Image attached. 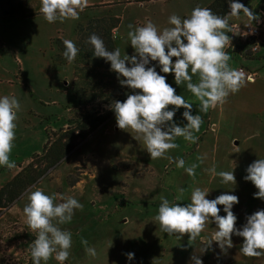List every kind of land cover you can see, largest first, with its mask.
Wrapping results in <instances>:
<instances>
[{
    "label": "rangeland",
    "instance_id": "rangeland-1",
    "mask_svg": "<svg viewBox=\"0 0 264 264\" xmlns=\"http://www.w3.org/2000/svg\"><path fill=\"white\" fill-rule=\"evenodd\" d=\"M35 1L31 4L29 0L28 9L36 16L33 8L41 5ZM253 1L245 6L250 8ZM261 6H264V0L255 9V15L261 13ZM117 13L118 10L106 9L80 24L88 25L82 34L86 43L91 35L89 23L92 22L95 28L92 34L101 37L102 32L118 25L119 20L114 16ZM72 22L74 19L49 23L44 16L0 19V97L15 96L21 105L9 157L16 167L0 166V188L27 167L34 155L41 154L48 142L52 148H57L55 145L68 132V137L74 138L75 143L73 151L23 194L13 206L14 210L2 212L0 218L5 216L0 220V263L33 264L31 243L36 233L27 225L23 208L28 203V193L41 188L48 195L56 194V203L63 202L61 196H72L83 205L82 209L75 210L71 222L60 225L72 233L70 255L63 264H194L191 261L193 254L198 255L203 264H264V255H243L240 251L243 238L235 235L232 236L233 247L226 254L215 241L203 252L207 246L205 238L211 242L217 230L214 222L209 221L200 237L189 245L188 234L181 239L178 234L169 236L160 230L154 219L161 195L170 202L186 205L191 202L192 191L199 187L209 191L206 197L209 200L223 193L238 196L239 203L232 211L237 216L236 227L242 228L247 216L264 209V200L254 198L258 190L244 179L247 167L257 159H264V129L261 127L256 133L254 144L253 141L250 144L243 142L246 134L240 137L241 146L236 153L230 152L227 160L221 154L217 164L206 166L207 172L195 174V177L165 158L151 160L143 146L135 148L132 145L134 148H131L124 136L121 141L120 134L114 131L115 116L86 139L77 137L88 132L90 120L109 110L116 97L128 87L122 86L117 74L108 69L110 62L93 56V48L88 43L86 52L90 57L85 53L81 57L78 53L72 63L64 58L62 37L68 40L74 37L77 41L79 24L73 32ZM246 25L243 23L238 27ZM233 32L238 38L234 29ZM263 38L257 51H254V40L238 38L243 55L247 58L257 55ZM76 46L79 48L78 44ZM261 75L264 76V68H261ZM263 116L262 112L261 121H264ZM85 125L87 128L83 130ZM186 148L185 155L194 151V148ZM44 163L42 157L37 160L42 169ZM191 165H185V168ZM200 168L202 166L195 170ZM232 170L236 184L222 183L218 173ZM179 188L185 191L182 199L177 201ZM218 207L221 209L219 214L226 215L223 206ZM82 239L96 249L95 257L86 254ZM128 252L135 254L131 261L125 255ZM42 263L59 264L55 254Z\"/></svg>",
    "mask_w": 264,
    "mask_h": 264
},
{
    "label": "clouds",
    "instance_id": "clouds-1",
    "mask_svg": "<svg viewBox=\"0 0 264 264\" xmlns=\"http://www.w3.org/2000/svg\"><path fill=\"white\" fill-rule=\"evenodd\" d=\"M87 6L88 0H41L40 12L49 23L57 20L63 22L66 19H79V12ZM229 9L223 16L200 6L195 7L187 18L174 13L168 18L172 27H166L162 31L151 20L142 26L129 24L128 37L135 50L131 56L125 54L122 57L119 48L108 50L103 39L95 33L87 40L93 48V56L110 62V70L117 74L119 83L133 90V94L127 95L125 101H113L110 105L115 113L117 127L135 132L137 135L133 137L138 141L142 139L151 160L165 158L178 168H184L192 177H195V169L199 165L192 164L185 168L183 159L176 160L168 152L178 147L174 143L177 137H183L191 143L198 141L194 132L200 131L202 117L192 114V104L176 94V89L166 82V76L156 71V65H148L155 61L160 66V72L174 73L176 85L186 84L187 91L200 101V112L207 113L210 108L225 103L230 94L239 92L251 82V77L246 79L242 70L229 66L230 56L225 51L232 46L231 37L227 34L233 32L229 18L239 16L242 11L253 21L259 19L238 0H229ZM63 45V56L72 63L80 49L68 39L63 40ZM173 58H176L174 63ZM193 76H198V82H193ZM169 105L174 108L169 110ZM20 108V102L15 96L0 97V166L8 169L16 167L9 157L16 138V121ZM180 108L185 109L182 115L187 121L183 127L173 119L176 110ZM197 160L203 163L204 157L198 156ZM246 172L244 179L258 190L254 193V198L264 200V159L255 160L247 167ZM218 175L222 178V183L236 184L233 170L221 171ZM184 191L185 189L179 188L180 195L175 200H181ZM208 194L209 191L197 187L191 193V202L186 205L170 202L161 195L158 214L154 217L160 230L169 236L178 234L180 239L188 234L189 245H192L191 242L200 237L206 224L211 221L215 223L217 230L211 242L205 238L207 246L203 252L215 241L221 252L226 254L233 247L232 236L235 235L243 238L240 248L243 255H264V209L247 216L242 228H237V216L232 209L239 203L238 196L223 193L209 200L206 198ZM27 199L23 212L27 225L36 233L31 243L33 264L47 262L53 254L63 264L70 255L72 233L62 229L60 225L71 222L75 210L82 209L83 205L72 196H61L60 200L63 202L56 203V194L48 195L41 188L30 191ZM218 205L223 206L226 215L219 214L221 209ZM81 243L85 246L87 255H97L96 249L88 246L86 239H82ZM125 255L129 261L135 256L132 252ZM191 261L203 264L202 259L195 254L191 256Z\"/></svg>",
    "mask_w": 264,
    "mask_h": 264
},
{
    "label": "crops",
    "instance_id": "crops-1",
    "mask_svg": "<svg viewBox=\"0 0 264 264\" xmlns=\"http://www.w3.org/2000/svg\"><path fill=\"white\" fill-rule=\"evenodd\" d=\"M31 1V4L34 2ZM212 0H88V6L83 11L79 12V19H74L71 24V28L74 32L76 25L84 24L92 17L98 16L103 10L108 11L118 10V13L114 15L118 20L117 27L112 29V40L115 48H119L121 56L125 54L131 56L134 54V49L130 44L128 37L129 28L128 25L142 26L148 20H151L162 31L166 27H172L168 23V18L172 14H177L181 18H187L191 11L197 7H204L211 3ZM252 0H246L242 4L249 3ZM37 5H41V0L35 1ZM261 0H254L250 6V10L254 13L255 9L259 6ZM36 16H43L40 12V7L33 8ZM97 11L99 13L97 14ZM258 20H251L242 11L239 16L230 17V25L233 29L235 25L246 23V26L254 24H263V36H264V13L256 14ZM34 16V17H36ZM31 17V18H34ZM27 18V19H31ZM59 34L62 32L58 31ZM231 37V44L225 49L230 56L229 66L233 69L239 70L244 68L248 74H254L253 81L248 82L245 87H242L239 92L230 94L226 102L218 104L215 108H210L207 113L200 112V101L192 95L186 89V84L177 86L174 79V73L161 75L166 76V82L176 89V94L181 95L185 100L192 104V114L201 115L203 123L201 124L200 131L194 132V135L198 137L196 143L186 141L183 137H177L174 143L178 144V147L169 150V155L174 159H183L185 165L198 164L202 166L199 170H195L196 174L206 173V166L214 165L218 163L219 157L223 154L225 160L229 157V153H236L241 146V139L246 134V139L243 142L253 144L256 139V133L259 132L261 127L264 129V121H261V113H264V76L261 75V68H264V41L261 45L260 52L252 58H247L243 55L240 49V43L234 32L227 33ZM117 36V37H116ZM65 40L64 37H62ZM264 40V38H263ZM77 44V41L72 40ZM189 74L191 71L189 69ZM193 82H198V76H193ZM67 85V84H66ZM174 106L169 105L168 109L172 110ZM185 109L180 108L176 110L174 121L179 126H184L187 121L183 117ZM264 117V116H263ZM116 134H120L119 138L122 141V137L130 144L132 148L144 147L143 141L136 140L133 136L137 134L132 132L131 129L121 130L117 127L114 128ZM129 131V132H128ZM123 134V135H122ZM124 140V139H123ZM186 147L194 148V151L186 154ZM134 148V147H133ZM186 148V149H185ZM198 156H203V163L197 160ZM176 165V164H175ZM210 167H208L209 170ZM15 176V175H14ZM14 210V207L9 209L7 213ZM3 215L1 219L4 218ZM43 262V261H42ZM41 262V264H43ZM57 263L60 264L59 261ZM1 264V263H0Z\"/></svg>",
    "mask_w": 264,
    "mask_h": 264
},
{
    "label": "trees",
    "instance_id": "trees-1",
    "mask_svg": "<svg viewBox=\"0 0 264 264\" xmlns=\"http://www.w3.org/2000/svg\"><path fill=\"white\" fill-rule=\"evenodd\" d=\"M245 1L246 0H238V2L240 3H243ZM28 5L29 0H0V19H27L35 16V14L28 9ZM206 8H210L217 15L223 16L230 11L229 0H212L211 3L206 6ZM259 11L264 13V6H261L259 8ZM89 24L90 29L88 31H90V33L92 34L95 28L92 27V22ZM87 26L85 27L83 25H79L77 27V42H79L77 44L80 49L79 54L81 57L82 55H84V53L85 56L90 55L88 52H86L87 43L82 38V34L84 33V30L87 28ZM115 27H117V23L112 26L111 30H105L100 35L101 38L105 40L103 41L107 45L108 50L116 49L112 40V29ZM245 56L247 55L245 54ZM175 59L176 58H173V63L175 62ZM153 65H156V71L159 74H162V72H160V66L158 65V62L153 61L148 66L151 67ZM108 69L110 70L109 67ZM129 94H133V90L127 88L124 92L117 96L114 101L123 102L127 99V95ZM114 116L115 113L110 108L109 110L105 111L103 115L90 120V122L87 124V126L91 127L90 130L88 132L85 131L81 136L77 137L86 139V137L90 133L94 132L100 125L111 120ZM87 126L85 125L84 127H82V129L85 130ZM66 133L68 134V132ZM67 134L64 135V138H61L59 144L55 145L57 146V148H52V145L48 142L41 154L34 155L30 159V163L27 167L22 169V171L19 172L11 181L0 188V216L2 215V212L4 210H8L15 204H17L28 189L36 186L39 182H41V180L45 177V175L51 168L57 166L71 151L75 149V143L73 142L74 138L70 139ZM41 157L45 161V168L43 169L41 168L42 164H37V160Z\"/></svg>",
    "mask_w": 264,
    "mask_h": 264
},
{
    "label": "built area",
    "instance_id": "built-area-1",
    "mask_svg": "<svg viewBox=\"0 0 264 264\" xmlns=\"http://www.w3.org/2000/svg\"><path fill=\"white\" fill-rule=\"evenodd\" d=\"M263 24H254V25H249L244 28H240L237 25L233 27L234 31L238 34V38L241 41H248V40H254L255 42V47L254 51L258 50V44L261 42L262 37H263ZM243 33H248L247 35H243ZM239 70H242L243 73L245 74V78L247 79L248 77H251V81L254 80L255 75L254 74H248L243 68H240Z\"/></svg>",
    "mask_w": 264,
    "mask_h": 264
}]
</instances>
